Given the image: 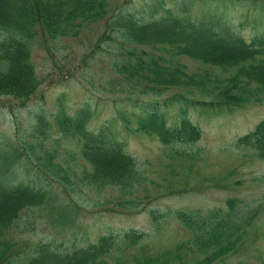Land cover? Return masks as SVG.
<instances>
[{
  "label": "trees",
  "instance_id": "16d2710c",
  "mask_svg": "<svg viewBox=\"0 0 264 264\" xmlns=\"http://www.w3.org/2000/svg\"><path fill=\"white\" fill-rule=\"evenodd\" d=\"M111 1L0 0V97L13 96L21 107L45 80L33 59L37 44L46 46L50 40L57 47L60 39L77 38L103 21L105 30L81 59L87 69L101 61L102 43L118 38V50L108 61L112 76L98 81L101 91L113 94L107 96L115 110L111 119L97 123L101 99L72 108L60 95L55 110L33 113L25 132L17 125L14 137L0 140V264H218L246 249L256 233L263 204L254 206L231 195L223 205L208 210L154 207L149 212L151 231L110 230L84 245L26 239L37 217L20 222L24 213L44 209L47 215L40 214L47 222L57 218L71 225L75 215L83 213L78 198L86 188H117L123 200L116 209L128 213L145 200L178 190L141 171L125 139L139 134L155 137L171 147L168 158L196 162L202 151L189 144L202 137L203 129L186 110L171 121L168 112L175 103L234 110L264 101V33L248 40L221 16L192 17L162 7L160 1L149 18H140L123 7L130 0L116 6ZM157 12L162 13L155 16ZM92 78L82 74L79 80L94 85ZM68 139L74 145L66 144ZM236 146L253 149L254 156L264 159V119L239 136ZM23 163L47 184L26 181L17 171ZM156 165L162 172L170 167L164 157ZM225 171L208 180L237 187L240 179L228 182ZM163 177L159 173L158 178ZM150 185L161 190L157 196L148 193ZM99 203L93 205L96 210ZM169 218L177 221V237L176 227H168ZM239 264H264V255L256 263Z\"/></svg>",
  "mask_w": 264,
  "mask_h": 264
},
{
  "label": "rangeland",
  "instance_id": "374dc122",
  "mask_svg": "<svg viewBox=\"0 0 264 264\" xmlns=\"http://www.w3.org/2000/svg\"><path fill=\"white\" fill-rule=\"evenodd\" d=\"M159 1L163 3L162 7L172 8L175 10L174 12L181 11L180 13L189 14L192 17L221 16L228 20L227 24H232L248 40L256 34L264 33V2L262 1L236 0L234 3L225 4L219 0H130L122 4L126 11L133 12L140 18H149V11H152ZM119 3L121 0L111 1L113 6ZM181 7L185 9L181 10ZM161 13L157 12L155 16H159ZM104 30L103 21H100L85 28L77 38L60 39L57 47L50 40L46 46L44 44L36 45L33 59L38 74L45 79L44 83L25 107H21L19 100L13 96L0 97V140L14 137L17 125H20V130L25 132L29 120L34 117L33 113L55 110L56 98L60 95L65 96L66 102L72 108L88 100L94 103L101 99L100 108L102 110L97 114L98 124L114 116V106L110 100L107 101V96L113 94L101 91L98 81L104 82L112 76L108 61L118 50V38L106 39L102 43L103 52L100 54L102 59L98 65L86 69L81 63L82 57L90 50L94 40ZM1 36L2 34H0V38ZM50 46H52V50L48 51L47 47L50 48ZM183 59L190 65L196 64L195 60L188 57ZM58 60L62 61L59 63ZM82 74L87 78L93 77L92 79H95L96 83L88 85L86 82H81L79 78ZM185 110L193 122L203 129L202 137L189 144L192 145V149L199 148L202 151L201 158L196 162H186L180 157L168 158L167 154L171 152V147L161 143L155 137L139 134L129 135L125 138L127 150L138 159L141 171L146 172L153 180H162L166 188L173 183L175 188H179L178 190L159 198L157 191L161 190L150 185L147 189L148 193L157 196V198H153L151 202L145 200L138 209L128 213L116 209L119 208V202L123 200L119 196L117 188L108 186L101 191L86 188L83 194H79L81 199L77 197L83 213L75 215L71 225L64 224L57 218L54 219L55 223H49V219L47 222L46 217H41L40 214L47 215V211L44 209H37L28 214L24 213L20 222L28 216L37 217L35 226L29 234L32 238L28 236L26 239L33 241L37 238H44L65 242L69 245H84L89 241L96 240L100 233L110 230L121 232L126 228L135 227L151 231L153 222L149 212L154 207L165 210L175 208L208 210L223 205L225 198L234 195L254 206H259L262 203L260 218L257 222L256 233L252 234L247 241L246 249L243 247L239 252L218 264H239L248 261L256 263L260 256L264 255V159L254 156L253 149L245 147L242 148L243 150L237 149L236 140L264 119V101L254 102L234 110L175 103L168 112L169 119L175 120ZM65 142L74 145L72 139ZM62 144L66 145L64 140ZM161 157H164L165 161L170 164L168 170L164 172L156 165ZM20 166L21 168L17 171L23 174L26 181L31 183L35 181L38 185L47 184L33 170L27 171L30 169L29 165L26 166L23 163ZM230 169H235L237 173H227V170ZM220 171H225L223 174L228 182L232 183L236 179H240L241 183L236 185L237 187L232 184L230 188H226L222 184H214L213 181L208 180L215 174L221 173ZM159 173L164 177L158 178ZM23 176L18 177L22 178ZM56 190L57 187L53 186V191ZM179 190L184 191L180 192ZM99 200L101 203L96 210L93 205ZM167 222L169 228L176 227L174 236L177 237L179 232H177V221L169 218ZM15 235L19 239L20 231H17Z\"/></svg>",
  "mask_w": 264,
  "mask_h": 264
}]
</instances>
